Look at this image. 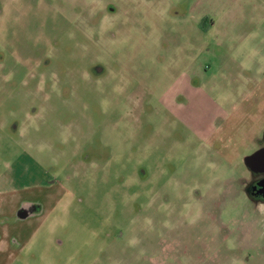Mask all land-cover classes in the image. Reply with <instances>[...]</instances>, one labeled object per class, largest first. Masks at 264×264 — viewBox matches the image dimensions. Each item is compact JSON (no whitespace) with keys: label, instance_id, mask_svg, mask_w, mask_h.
<instances>
[{"label":"rangeland","instance_id":"rangeland-1","mask_svg":"<svg viewBox=\"0 0 264 264\" xmlns=\"http://www.w3.org/2000/svg\"><path fill=\"white\" fill-rule=\"evenodd\" d=\"M193 1L0 0V55L46 65L0 64V264H264L260 19Z\"/></svg>","mask_w":264,"mask_h":264},{"label":"flooded vegetation","instance_id":"flooded-vegetation-1","mask_svg":"<svg viewBox=\"0 0 264 264\" xmlns=\"http://www.w3.org/2000/svg\"><path fill=\"white\" fill-rule=\"evenodd\" d=\"M16 19L19 20V18H16ZM7 42L11 45L10 36L8 37ZM11 47L13 48V51L11 50L5 51L3 55L2 54L0 55V64H3L2 66L4 67V70H6L7 68L10 69V73H9L10 75L8 76V78L6 77L7 80L5 81V82H8L9 88H6V90L3 91L4 95L11 94V91H10L11 82L17 85L18 79L21 80L25 78L26 76L25 67L26 68L28 67L30 68V70H33V68L35 67L37 68V67L46 66L43 62V58L42 59L37 58L36 53H32L31 51H28L25 46L22 45L20 51L16 49L15 47H13L12 45ZM33 61L35 62L34 65L28 64ZM11 64H14L13 65L14 67L10 66ZM94 68H95L94 72L102 73L101 68L99 67L97 68L94 67ZM11 72H14V74H12ZM90 73H91V68H90ZM21 83L23 82L21 81ZM0 94L2 93L0 92ZM167 108L170 111V113L173 114V110L170 107H167ZM228 119H226L225 122L221 125L223 130H225L226 128H229L230 126L231 122H230V119L229 120ZM10 126L12 127V129L18 131L17 125L13 126L12 124ZM212 148H213L212 150L218 151L221 148V144L219 145V142H214L212 144ZM258 151H263V159L258 163L253 162L251 167L247 166L245 163V158L257 153ZM246 157L243 159V162H244L245 167L249 171L250 177H249L248 182L244 185V193L252 203L256 204V206H260V205L264 206V188L260 186V183L264 181V131L261 137L258 139V144H257L256 149H254V151H252ZM25 213L26 212H21V214H25Z\"/></svg>","mask_w":264,"mask_h":264},{"label":"crops","instance_id":"crops-1","mask_svg":"<svg viewBox=\"0 0 264 264\" xmlns=\"http://www.w3.org/2000/svg\"><path fill=\"white\" fill-rule=\"evenodd\" d=\"M193 1V0H192ZM199 0H194L192 4H189L188 7L182 5L175 6L176 15L179 16L180 13H183L184 16H194L197 14V2ZM204 2L203 11L199 12L195 17V21H200L199 26L203 31L213 30L217 26V18H237L241 16L236 11L243 8V17L246 18H255L260 19L259 24L255 26H250L251 33L259 34L262 32L264 34V0H201ZM182 3V1H181ZM243 5V7H242ZM238 6V9H237ZM173 7V8H174ZM250 8H253V15H250ZM195 12V13H194ZM238 16V17H237ZM246 28L249 26L247 24ZM245 46H242V50H245ZM261 75L264 76V67L261 66ZM262 82V81H261ZM253 93V91H249Z\"/></svg>","mask_w":264,"mask_h":264},{"label":"water","instance_id":"water-1","mask_svg":"<svg viewBox=\"0 0 264 264\" xmlns=\"http://www.w3.org/2000/svg\"><path fill=\"white\" fill-rule=\"evenodd\" d=\"M263 159V151H258L257 153L245 158V163L247 166L251 167L253 162H260ZM260 186L264 188V181L260 183ZM21 215V214H20ZM22 216V215H21Z\"/></svg>","mask_w":264,"mask_h":264}]
</instances>
